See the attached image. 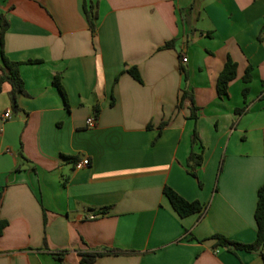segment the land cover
I'll use <instances>...</instances> for the list:
<instances>
[{"label":"crops","instance_id":"0c3cea01","mask_svg":"<svg viewBox=\"0 0 264 264\" xmlns=\"http://www.w3.org/2000/svg\"><path fill=\"white\" fill-rule=\"evenodd\" d=\"M84 1L97 6L95 34ZM0 11L25 90L15 113L10 84L0 87V264H82L81 253L103 251L92 264H264V247L230 252L212 239H257L264 0H1ZM228 59L237 76L220 98ZM166 187L204 212L181 218Z\"/></svg>","mask_w":264,"mask_h":264},{"label":"trees","instance_id":"16d2710c","mask_svg":"<svg viewBox=\"0 0 264 264\" xmlns=\"http://www.w3.org/2000/svg\"><path fill=\"white\" fill-rule=\"evenodd\" d=\"M83 10L87 22L89 24V28L91 32L95 34L97 21L99 19L97 6L93 3H87L86 1H84ZM8 28H9V21L7 20L6 16L0 11V87L3 83L10 84L12 88L10 93L12 108L15 113H18L19 111H21L18 104V98L20 97V95L25 94V90H24V83L23 80L21 79L19 72V64L10 61L4 53V36ZM174 44L175 41H171L167 43L163 47V49H172L174 48ZM182 72L184 74L185 82H187L188 81L187 72L184 68H182ZM127 73H129L138 82H142L136 68H129L127 70ZM236 76H237V64L234 63L231 59H228L223 71L221 72L218 78L217 91L220 98L228 96L229 84L236 78ZM251 79L252 77L249 69L247 70L246 75L244 77V82L248 84L251 81ZM54 84L62 94L64 102L67 105L68 102L67 96L58 78L55 79ZM248 92H249L248 88H245L243 90V95L245 98L247 97ZM188 98H192V95L191 93L185 90L183 92V95L181 96L178 107L181 108L184 101ZM246 109L247 106H245L243 109L237 110V114L242 115L246 111ZM98 115H99V108L96 107L95 118H97ZM191 116L193 119L195 120L197 119L196 107L192 109ZM191 142H192V148H194L195 146H199L200 152L195 153L194 151H191V154L189 156V168H190L189 173L192 177L198 178L196 170L197 168L201 167L203 164L204 148L202 146L200 136L196 130L194 131ZM71 161H73L76 164L78 163L79 158H71ZM164 194L170 201L173 209L177 212V214L181 218L189 217L195 214H202L205 210V206H202L199 202H188L169 187H166L164 189ZM1 198L2 197L0 193V201ZM109 210L110 208H104L100 211L99 215H106L109 212ZM255 221L257 224V239L253 244L245 245V244L235 243L221 235H215L213 236L212 239L216 240L217 246L223 247L229 250L230 252H235L238 250H244L248 252L258 251L264 247V185L258 191V202L255 212ZM7 225L8 223L5 220L1 219L0 217V236L3 234V231L5 230ZM106 253L108 252L103 251V252L81 253L80 254L81 263L92 264L94 261L104 256ZM114 254H118V252H114Z\"/></svg>","mask_w":264,"mask_h":264},{"label":"built area","instance_id":"2783aa9c","mask_svg":"<svg viewBox=\"0 0 264 264\" xmlns=\"http://www.w3.org/2000/svg\"><path fill=\"white\" fill-rule=\"evenodd\" d=\"M183 62L186 63L187 62V59H183ZM4 118L5 119H10L11 118V113L8 112L4 115ZM87 126L89 128H94L96 126V118L95 117H90L88 118L87 122H86ZM90 162L88 159H84L78 163L75 164V168L76 169H83L87 166H89Z\"/></svg>","mask_w":264,"mask_h":264}]
</instances>
